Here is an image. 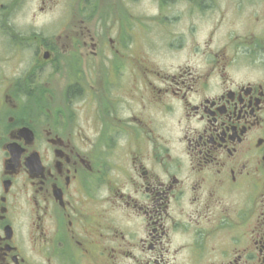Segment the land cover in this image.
I'll use <instances>...</instances> for the list:
<instances>
[{
	"label": "flooded vegetation",
	"instance_id": "flooded-vegetation-1",
	"mask_svg": "<svg viewBox=\"0 0 264 264\" xmlns=\"http://www.w3.org/2000/svg\"><path fill=\"white\" fill-rule=\"evenodd\" d=\"M132 1L0 3L34 57L0 78V264H264V0H157L215 22L161 59Z\"/></svg>",
	"mask_w": 264,
	"mask_h": 264
},
{
	"label": "rangeland",
	"instance_id": "rangeland-1",
	"mask_svg": "<svg viewBox=\"0 0 264 264\" xmlns=\"http://www.w3.org/2000/svg\"><path fill=\"white\" fill-rule=\"evenodd\" d=\"M2 2L3 0H0V3ZM156 3L157 0H133L130 5L122 6L123 9L127 7V10L138 16L136 18L138 19L137 22H143L142 24L140 23L139 26H135L136 32H133V34L130 35L127 32L125 33L128 40L127 46H129L131 50L138 52L147 51L152 58L161 59V57L171 50L172 47L169 48L171 43L178 45L181 40V37L177 36V34H170L169 28H172L175 31H180L182 34L184 32L183 45H185L186 48H190L195 45H206L209 32L215 23L214 20L204 19L197 22L195 20L191 21L188 18L182 17L180 21H176L174 23H164L163 19L159 17L160 10L158 11ZM175 8H178V5L175 6ZM58 9H60L59 6ZM165 24H169L170 27L168 28ZM191 24L196 27L194 35H191L187 31L188 26ZM133 25H135V23ZM231 25V22L226 20L220 27L216 37L213 38L212 42L209 41L208 43L213 45L215 41L223 39L225 31L230 29L232 27ZM141 26L146 28V33H142L140 29ZM4 42L5 40L0 37V78L20 76L27 68L29 69L31 66L29 65L30 62L34 61L33 54L30 50H26L25 53L20 56V61L19 58L11 59V54H7L6 51V53L4 52ZM0 89H2L1 86ZM49 90L50 86L48 85L46 91Z\"/></svg>",
	"mask_w": 264,
	"mask_h": 264
}]
</instances>
